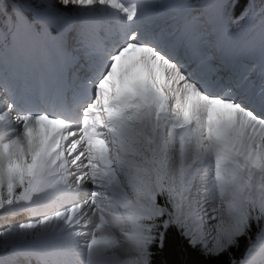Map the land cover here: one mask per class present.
Masks as SVG:
<instances>
[{
	"label": "bare ground",
	"instance_id": "1",
	"mask_svg": "<svg viewBox=\"0 0 264 264\" xmlns=\"http://www.w3.org/2000/svg\"><path fill=\"white\" fill-rule=\"evenodd\" d=\"M51 1L50 6L36 8L34 18L45 23V26L48 23L61 27L67 21L74 24L79 22L89 29L86 32V47L90 52L76 59L65 50V36H60L59 40L47 36L45 44L41 45L19 9L21 30L10 46L11 57L0 59V74L11 88L4 90V85L0 84V171L3 167L9 169L10 173L7 172L6 176L12 188L16 187L13 176L18 165L21 176H24L25 168L30 169L34 182L41 185L22 203L31 209L38 225L34 237L24 245L25 249L39 256L42 261H53L55 264H141L130 255V251L123 249L125 241L122 235L118 233L116 237L117 230L109 225L120 222L133 210L134 206L129 205L130 196L140 198L142 211H157V189L153 180L149 179L144 188H136L129 175H142L139 169L134 171L133 168L132 171L130 168V164L138 163L143 157V143L132 129L134 122L130 115V110L137 102L142 104L144 110L157 114L152 118L154 125L159 121L166 122L167 135L154 132L155 140H159L163 150H166L168 141L180 138L184 142L185 154L191 155L175 202L177 215L180 216L183 204L186 207L188 202H196L199 206L197 209L207 218V225L216 235V247L226 246L243 230V216L237 210L242 198L239 158L248 161L260 173L264 184V122L257 117H248L245 108L236 107L225 112L222 103L209 102L214 100L211 97L195 98L189 85L182 86L176 81L169 59L164 58L159 51L152 50L146 41H135L134 35L104 40L100 46L102 49L94 52L99 54L92 55L91 50H96L92 46L100 39V34L112 30L104 26L102 20L120 22L119 19L127 11V3L123 0ZM150 1L135 2L144 17L139 27L145 30L170 8L169 4L176 2L161 0L154 7L149 5ZM207 4L210 2L207 1ZM194 10L197 14V10ZM213 21L217 25L221 24L219 15L213 17ZM164 25L159 20L157 28ZM47 30L50 35L48 26ZM219 36L223 41L236 45L237 49L264 56V43L244 46L241 43L242 33L229 36L228 31L221 30ZM79 61L81 65L78 69L71 68ZM85 69L89 73L69 109H75L77 104L85 107L80 114L72 115L65 110L66 103L63 100L65 95L71 98L72 90L63 83V78L69 72L82 74ZM165 76L168 79L167 89L161 86V79ZM28 81L31 82L30 87L25 86ZM32 89H41L43 92L40 102L36 101L37 94L31 92L28 95L35 99L26 100L24 110L10 105L11 101L6 103L11 92L16 91V95L10 94L14 98ZM98 89L101 95L99 105L93 103ZM144 92H147V96H144ZM84 95H88L87 98ZM43 100L45 104L41 105ZM97 106L109 112L108 128L97 126L92 119ZM211 120L213 125L209 126L207 123ZM81 122L84 127H81ZM220 122L222 130L217 126ZM180 124L186 125L187 129L177 137L175 132ZM99 128L108 133L115 156L113 163L107 158L103 140H97ZM172 130L174 135L170 134ZM79 137L80 141L76 143L74 140ZM70 141L73 142L67 149ZM64 151L66 154L63 155ZM92 153H96V157ZM166 158L162 155L163 166L170 171ZM59 161L64 162V171L71 172L66 173V181L60 178L57 168ZM5 172L4 169L2 173L5 175ZM96 173H101L103 179L98 178ZM117 173L121 182L108 184L110 179L117 180ZM46 180L49 183L42 187ZM103 183L106 184L95 186ZM93 187H97V195L90 194ZM52 188L62 196L75 190L76 196H65V209L56 206V199L39 200L42 192L53 191ZM103 194L102 203L100 195ZM113 200L127 214L109 218L103 209L97 208L102 205L113 212ZM74 203L80 205L75 207ZM91 214L94 219L85 220ZM100 233H103L101 237ZM47 237L49 239L45 240ZM106 243L111 246L112 252L103 256L102 250ZM257 258H264V231L249 249L244 262Z\"/></svg>",
	"mask_w": 264,
	"mask_h": 264
},
{
	"label": "rangeland",
	"instance_id": "2",
	"mask_svg": "<svg viewBox=\"0 0 264 264\" xmlns=\"http://www.w3.org/2000/svg\"><path fill=\"white\" fill-rule=\"evenodd\" d=\"M157 0L150 1L149 5L156 6L158 3ZM206 1L211 0H200L196 3L195 8H201L202 5ZM216 1V0H212ZM226 0H220L219 4L216 5L215 9V16L219 13V7L221 3L225 2ZM13 3L10 0H1L0 5L1 7L4 6H12L16 11V16L19 19V7L22 10H28L29 6L33 8L32 14L34 16V11L36 8L46 7L52 5L51 0H14ZM155 3V4H151ZM160 5V4H159ZM196 9V10H197ZM2 9L0 10V28L2 30V33L0 34V59L4 58L5 56H8V58L11 57L10 46L13 44L14 37L18 34V30H21V24H13L12 29L10 31H6L4 29L5 26L8 24L5 20H3V17L1 16ZM198 12V11H197ZM239 16L236 17V20H238ZM34 19V18H33ZM36 24L40 27L42 33L37 32V37H39L41 45L45 44V39L47 37V29L46 26L43 23L38 22L36 19H34ZM6 22V23H5ZM33 23V24H34ZM251 20L247 21L246 24H250ZM15 25V28L13 26ZM35 25V24H34ZM257 29V32L253 37L245 41V44L247 46L257 45L258 43L263 44L264 43V24L263 23H257L254 22L251 24ZM11 26V25H10ZM50 27L49 25H47ZM75 28L77 32L80 30L79 24H72L71 21H69V24H67L66 27H56V35L52 36V39L59 40L61 37L58 38L61 34H64V42L69 44V46H73V44L70 43L71 41V35L66 32H74ZM227 28V27H226ZM223 27V29H226ZM51 37V35H49ZM55 36V37H54ZM57 37V38H56ZM75 37V36H74ZM79 41L82 42L81 45H79V49L75 51L74 48H70L69 51L72 53V51L77 55H81V53L86 49L84 46H86L87 42L86 39H79ZM244 45V44H243ZM82 49V50H81ZM80 50V51H79ZM87 52V51H84ZM90 52V51H89ZM92 52V50H91ZM91 61L88 63V67H90ZM74 69H76V66H74ZM131 69V68H130ZM130 71V70H129ZM155 72V71H154ZM89 73V71H88ZM82 75V74H81ZM80 74L73 73L71 75V81L67 82V86L72 87V85H79L81 82ZM86 75V74H85ZM167 76L163 77L161 79V86L163 85L164 89H167ZM4 84L3 89L9 90L7 87V84L4 82H0ZM79 83V84H77ZM96 96L93 98L94 102H96L97 105H99L101 95H99L100 91L97 90ZM10 97L8 98V101H10ZM44 103V102H43ZM42 103V104H43ZM41 104V105H42ZM23 105V104H20ZM141 104L137 103L135 110L138 109V112L135 113V115H132L133 122L136 121L137 127L133 128V131L137 132L140 136L139 139L143 143V146L141 147L143 159H139V162L134 164H130V168L133 171L138 170L142 173V175L137 174H129L131 178H133L132 185L136 188H144L146 185L145 183L148 182L149 179L153 180V184L155 185L157 189L156 197L163 193V191H166L167 194H169L172 197V203H173V213L174 218L177 221H181V223L184 224V234L187 236L191 243L194 245L201 246L205 252L216 254L218 252H221L224 250L228 245L232 243L229 242L226 246L222 248L216 247V238L215 233L213 229H211L207 223V218L202 215L200 212V209H197L199 206L197 203H190L188 202V205L184 207V204L182 206V210L180 212V216L176 213L175 208V202L177 199V195L180 191L181 185L183 183V179L185 176V172L187 170L188 164L191 161V155L185 154L186 152L185 147L182 143L183 140L180 138H174L173 141H168L166 150H163L159 144V140H155V131L159 133V135L166 134L168 131H166V126L158 124L157 127L151 124V116L153 113L148 114L147 112L144 113L141 117L138 118V113L142 112ZM98 107V106H97ZM83 110V109H82ZM81 110V112H82ZM80 112V113H81ZM79 113V114H80ZM78 114V115H79ZM95 114V115H93ZM92 114V119L98 122L97 126L101 127L103 126L101 122V117L98 112H95ZM18 117V116H16ZM15 117V118H16ZM154 116H152L153 118ZM87 118V117H85ZM10 119V118H8ZM207 121V120H206ZM31 122V119L30 121ZM81 127L83 126V122L80 123ZM134 122V127L136 126ZM156 124V125H157ZM209 125V123H207ZM210 126V125H209ZM34 129V127H33ZM84 130V128L82 129ZM100 130V132L98 131ZM97 132L100 134V136H97V140H103V147L105 150L110 148V151H108L107 158L111 163H113V156L112 154V146H109V144L106 143V140L109 139L107 131L104 129H98ZM4 130H2L3 132ZM9 132V130H7ZM166 132V133H165ZM34 134L36 135V132L34 131ZM170 134L173 135V131L170 132ZM76 143L80 141L79 138H75L74 140ZM158 141V142H157ZM175 141V143H174ZM73 141H70L67 149L71 147ZM105 142V144H104ZM169 142L172 144L169 145ZM95 145V142L93 143ZM169 146V147H168ZM169 148V149H168ZM172 148V149H171ZM166 152V153H165ZM60 153V151H59ZM66 154V152H63V155ZM96 157V153H92V156ZM162 155L167 156L166 158V165L170 169V171L165 170L166 167L163 166L162 162ZM93 157V158H94ZM169 158V159H168ZM111 159V160H110ZM169 162V164H168ZM240 164V184H241V195L242 198L237 205L238 212L241 213L243 216V225L247 222V217L251 215L254 217V219H259L263 222V229L264 231V184L262 182V177L260 173L255 170L254 167H252L251 164L248 163V161L244 159L239 160ZM64 162L59 161L57 163V168L60 171V178H63V181L68 180L67 174H70L67 170L63 168ZM19 168V165L16 166L13 179L16 182V187H10L9 185V177L6 176L7 172H9V169L3 167L5 169V175L4 169L0 171V264H52L42 261L41 258L36 256L35 254L30 253L28 250L25 249L26 243L34 237V235L37 232L38 225L37 220L34 219L33 212L29 207L23 206L22 203L25 200V198L33 194L35 191H37L41 185H37L40 183H35L32 174L30 173V169L25 168L24 176H21V168ZM63 168V169H62ZM172 171V172H171ZM3 172V173H2ZM171 172V173H170ZM67 173V174H66ZM117 173V180L114 181L110 179L107 183L110 185H116L121 182V177H119ZM98 178L103 179V175L101 173L95 174ZM5 176V177H4ZM120 178V179H119ZM49 183V180L44 181L42 183V187L46 186ZM45 184V185H44ZM106 183L103 184H95V186H104ZM36 185V186H35ZM97 187H93L89 192L91 195H94L96 193ZM51 190H46L40 194L39 200H46V198H52L57 200L58 207H66V203H63L65 201V196L69 197H75L76 192L75 190L65 193L63 196L59 192L55 190V188H52ZM50 191V192H49ZM103 196L100 198V201L103 203L104 194L100 195ZM129 205L134 206L133 210L129 211L127 215H125L122 220L118 223H109L110 226L115 228L117 233L115 236L117 237L118 233L122 235L123 240L125 241V246L123 249H126L130 251V255L137 261H140L141 264H147L148 262V256L146 254V247L144 244V231L142 230L139 219L142 216H156L161 213L159 206L157 205V211L156 213L151 212H144L142 211V204L139 197L131 196L129 197ZM157 204V203H156ZM56 205V206H57ZM80 205V204H79ZM78 203H74V206H79ZM184 207V208H183ZM100 210H104V206L99 205L97 207ZM113 213L112 210H104L108 211L109 213L107 217L112 218L114 214H122L123 210L122 208L117 205L116 203L113 204ZM91 218V219H90ZM94 216L91 214L88 218L85 220H93ZM125 220V221H124ZM132 228H131V227ZM210 228V229H209ZM123 229H129L128 231H124ZM94 230V229H93ZM210 230V231H209ZM213 232V233H212ZM103 235V233H100V237ZM113 236V235H112ZM115 236H113L115 238ZM262 236V235H261ZM260 236V237H261ZM49 237H47L45 240H48ZM260 239V238H259ZM258 239V240H259ZM257 240V241H258ZM109 246V248L107 247ZM127 247V248H126ZM132 250V251H131ZM112 252V248L110 245H104V249L102 250V255L107 256L108 253ZM121 252V251H120ZM53 262V261H50ZM55 264V263H54ZM118 264V262L116 263Z\"/></svg>",
	"mask_w": 264,
	"mask_h": 264
},
{
	"label": "trees",
	"instance_id": "3",
	"mask_svg": "<svg viewBox=\"0 0 264 264\" xmlns=\"http://www.w3.org/2000/svg\"><path fill=\"white\" fill-rule=\"evenodd\" d=\"M246 3L247 0H234V4L229 7L230 15L238 13L239 10L244 12ZM252 3L255 18L260 20L264 13V0H252ZM8 11L13 18L12 9L8 8ZM157 202L162 215L144 216L140 220L145 232L148 264H237L261 231V222L249 218L243 234L236 237L232 245L218 254L207 253L183 235L181 223L173 221L171 197L164 192Z\"/></svg>",
	"mask_w": 264,
	"mask_h": 264
}]
</instances>
